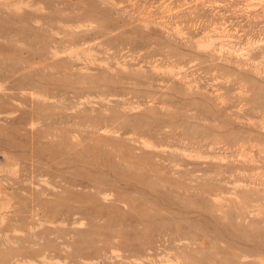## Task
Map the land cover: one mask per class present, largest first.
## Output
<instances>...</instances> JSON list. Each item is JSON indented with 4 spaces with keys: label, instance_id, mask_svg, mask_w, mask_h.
Returning a JSON list of instances; mask_svg holds the SVG:
<instances>
[{
    "label": "rangeland",
    "instance_id": "374dc122",
    "mask_svg": "<svg viewBox=\"0 0 264 264\" xmlns=\"http://www.w3.org/2000/svg\"><path fill=\"white\" fill-rule=\"evenodd\" d=\"M0 157V264H264V0H0Z\"/></svg>",
    "mask_w": 264,
    "mask_h": 264
},
{
    "label": "bare ground",
    "instance_id": "6f19581e",
    "mask_svg": "<svg viewBox=\"0 0 264 264\" xmlns=\"http://www.w3.org/2000/svg\"><path fill=\"white\" fill-rule=\"evenodd\" d=\"M254 39V38H253ZM210 42V41H209ZM206 43H208V42H206ZM253 43V42H252ZM203 45V44H202ZM205 46H208L209 44H204ZM211 45V44H210ZM217 47V46H216ZM216 47H215V49H216ZM219 48H221V47H219ZM224 48V47H223ZM223 48H221V50L223 49ZM220 50V49H219ZM218 50V51H219ZM217 51V50H216ZM217 53V52H216ZM260 154V153H259Z\"/></svg>",
    "mask_w": 264,
    "mask_h": 264
},
{
    "label": "built area",
    "instance_id": "2783aa9c",
    "mask_svg": "<svg viewBox=\"0 0 264 264\" xmlns=\"http://www.w3.org/2000/svg\"><path fill=\"white\" fill-rule=\"evenodd\" d=\"M2 158L0 157V164H1Z\"/></svg>",
    "mask_w": 264,
    "mask_h": 264
}]
</instances>
